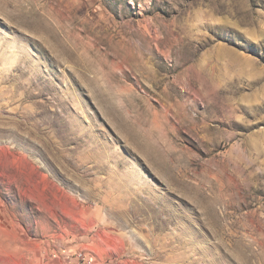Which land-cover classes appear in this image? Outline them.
<instances>
[{
    "label": "rangeland",
    "instance_id": "1",
    "mask_svg": "<svg viewBox=\"0 0 264 264\" xmlns=\"http://www.w3.org/2000/svg\"><path fill=\"white\" fill-rule=\"evenodd\" d=\"M264 264V0H0V264Z\"/></svg>",
    "mask_w": 264,
    "mask_h": 264
},
{
    "label": "built area",
    "instance_id": "2",
    "mask_svg": "<svg viewBox=\"0 0 264 264\" xmlns=\"http://www.w3.org/2000/svg\"><path fill=\"white\" fill-rule=\"evenodd\" d=\"M67 264H96L94 259L86 252H79L71 259L67 258Z\"/></svg>",
    "mask_w": 264,
    "mask_h": 264
}]
</instances>
